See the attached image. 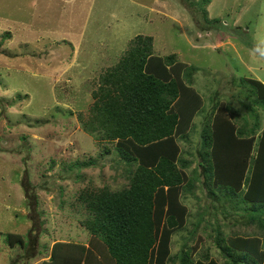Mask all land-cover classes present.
<instances>
[{"label":"rangeland","instance_id":"rangeland-1","mask_svg":"<svg viewBox=\"0 0 264 264\" xmlns=\"http://www.w3.org/2000/svg\"><path fill=\"white\" fill-rule=\"evenodd\" d=\"M187 1L0 0V264H41L55 241L87 245L91 236L79 224L83 214L74 208L78 203L69 206L68 201L76 200L79 188L108 184L116 190L125 185L109 180L115 174L111 160L116 153L101 157L107 143L97 144L82 122L88 118L98 76L137 35L153 38L156 55L175 54L196 69L191 86L203 106L190 132L179 138L182 157L190 161L186 172L191 179L194 170L198 176L196 194L184 201L190 213L185 231L199 219L197 213L206 212L194 239L193 258L208 250L219 264L224 262L213 244L216 233L226 236V224L241 222L247 215L241 208L248 205L239 203V212L231 210L234 204L212 202L201 186L196 153L202 126L212 121L221 103L229 108L228 115L236 110L246 121L254 118L248 107L258 110L263 105L247 80L264 84V0H209L207 20L198 12L193 17ZM257 112L262 125L264 113ZM75 162L88 163L78 175L76 168L67 169ZM61 198L66 203L60 204ZM222 209L232 220L223 219ZM249 228L243 231L247 234ZM7 234L29 238L33 246L26 253L18 246L10 249ZM177 234L172 237L173 252L181 245Z\"/></svg>","mask_w":264,"mask_h":264},{"label":"trees","instance_id":"trees-1","mask_svg":"<svg viewBox=\"0 0 264 264\" xmlns=\"http://www.w3.org/2000/svg\"><path fill=\"white\" fill-rule=\"evenodd\" d=\"M208 2L188 0V10L193 17L198 12V17L207 20L204 8ZM195 70L175 54L156 55L153 38L137 35L117 62L98 76L88 118L82 125L97 144L107 143L101 157L116 153V159L111 160L115 174L109 180H123L125 185L116 190L108 184L98 189L79 188L76 200L68 205L78 203L74 208L79 207L75 210L83 214L79 224L91 237L87 245L55 241L48 260L41 264H219L208 250L196 259L192 255L206 212L197 213L199 219L185 231L190 213L183 198L187 192H195L198 176L196 170L192 179L187 174L190 161L182 157L179 138L187 136L203 106L191 86ZM247 82L254 88V97L263 102L258 110L264 113V84L255 79ZM225 105L221 103L212 112V121L202 126L196 153L198 175L203 178L206 196L215 200L212 202L234 204L229 205L231 210L242 209L249 218L244 222V215L241 222L233 219L235 223H225L230 231L226 236L218 231L213 244L222 264H264V119L259 125L258 110L249 107L253 110L251 121L236 110L233 118ZM206 150L210 153L204 154ZM87 164L75 162L67 169L76 168L78 175L77 170ZM71 182L79 183L73 178ZM23 189L27 194L24 184ZM60 196L64 197L61 189ZM64 203L61 198L60 204ZM239 203L248 206L236 209ZM221 215L224 220L232 216L226 211ZM235 224L254 226L253 231L241 236L231 228ZM176 233L181 245L173 252ZM221 238H226L223 246ZM5 242L10 249L18 246L25 253L33 246L29 238L14 234H7Z\"/></svg>","mask_w":264,"mask_h":264},{"label":"crops","instance_id":"crops-1","mask_svg":"<svg viewBox=\"0 0 264 264\" xmlns=\"http://www.w3.org/2000/svg\"><path fill=\"white\" fill-rule=\"evenodd\" d=\"M206 192V191H205ZM196 193L194 192V193H192V192H187L184 196H186L187 198H185L184 200H183V203H184V201L186 200H188V197H191V196H194ZM185 205L186 204H188V203H184ZM187 206V205H186ZM197 207V206H196ZM188 208V207H187ZM225 211L226 210H223L221 213H225ZM246 217H247V215H246ZM245 217V218H246ZM228 218V217H227ZM230 219H231V217H229ZM232 224V223H231ZM245 227V225H238V224H235L234 226H231V228L233 229V231H235L237 234H239V235H247V234H245V232L243 231L244 228ZM235 228H238V230H234ZM232 229H231V235H233V233H232ZM249 230H251L250 232H252L253 231V227H250L249 228ZM262 234V233H261ZM260 234V235H261ZM262 243H264V240H262Z\"/></svg>","mask_w":264,"mask_h":264},{"label":"clouds","instance_id":"clouds-1","mask_svg":"<svg viewBox=\"0 0 264 264\" xmlns=\"http://www.w3.org/2000/svg\"><path fill=\"white\" fill-rule=\"evenodd\" d=\"M262 55H264V53H262Z\"/></svg>","mask_w":264,"mask_h":264}]
</instances>
